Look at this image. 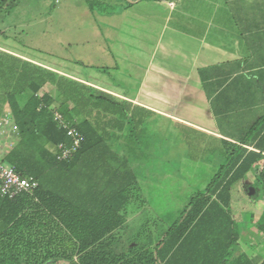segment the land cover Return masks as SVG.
<instances>
[{
  "label": "trees",
  "instance_id": "1",
  "mask_svg": "<svg viewBox=\"0 0 264 264\" xmlns=\"http://www.w3.org/2000/svg\"><path fill=\"white\" fill-rule=\"evenodd\" d=\"M137 1L140 0H84L91 13L105 16L121 12ZM17 4L18 0H0V10L8 12ZM44 84L52 87V94H38ZM25 93L26 99L20 105L17 97ZM55 103L56 110L84 139L68 161L55 158L57 145L69 143L53 120ZM5 111L11 113L18 129L17 140L5 161L22 177L36 180L38 187L32 197H0V264H257L238 250V222L232 217L230 204L232 188L264 160L261 137L251 144L224 141L230 144L227 155L206 187L191 195L179 217L166 229L158 226L159 219L146 220L124 241L118 231L125 229L126 211L140 190L130 159H109L99 164L106 165L107 177L114 174L115 180L109 183L111 187L107 184V188L99 190L102 202L93 208L73 205L69 198H79L78 190H69L67 185L56 189L45 185L44 180L53 172H70L86 152L143 151L140 137L144 129L132 116L129 104L0 52V116ZM77 118H81L78 123ZM100 121L108 127L99 129L96 123ZM258 121L264 122V116ZM115 161L118 166L113 169L110 164ZM256 191L253 186L246 187L249 196ZM49 227L55 230L57 240L66 233L72 237L76 242L74 255L49 250L53 244L48 237ZM257 228L264 233V220ZM133 242L135 245L129 246Z\"/></svg>",
  "mask_w": 264,
  "mask_h": 264
},
{
  "label": "crops",
  "instance_id": "2",
  "mask_svg": "<svg viewBox=\"0 0 264 264\" xmlns=\"http://www.w3.org/2000/svg\"><path fill=\"white\" fill-rule=\"evenodd\" d=\"M247 1L250 0H224L223 5L208 9L207 20L196 16L187 21L175 19L172 25L175 9L169 10L172 11L170 14L150 12L145 15L144 8L136 7L150 1H137L121 12L101 16H122L126 22L134 18L140 20L143 16L147 23L159 22L161 29L153 50H148L145 60L141 59L138 51L144 47V41L135 45L132 41L119 39L118 32H121L125 22L112 21L106 24L108 35L96 25L94 43L84 40L79 44L72 40L60 42L66 51L73 48L78 50L75 55L65 59L71 69H65L62 73L54 65H49V69L126 101L129 108L131 106L143 114V118H137V121L139 126L144 127L141 134L145 138L148 135L145 129L147 122L154 119L160 122L171 121L234 142L216 131L218 115L229 110L235 101L247 105L249 110L264 107V0H259L254 8L247 9L255 11L252 23L248 24L244 22L246 19L240 17L238 22L234 21L233 15L246 11L240 5ZM233 4L236 9L232 8ZM6 14L9 16L13 12L9 10ZM22 16L17 15L8 21L7 16L0 15V52L39 65L35 59L8 44L29 48L34 46L24 41L26 33L34 30V25L28 24ZM50 54L53 58L57 57L52 51ZM84 71H88L87 74L83 75ZM235 80L238 83L228 91ZM223 93L224 96L220 97ZM26 96L27 93L17 97L20 105H23ZM155 126L161 127V124ZM146 152H149L148 145L144 146L143 151L121 149L113 152H86L81 158L144 159L147 157ZM131 165L137 173V165ZM117 166L116 161L110 164L113 169ZM85 174L89 180L91 174ZM114 177V174H108V177L106 175L105 179L102 178L105 188L107 184L112 186L109 183L113 184ZM89 182L85 181L75 189L67 185L69 190L79 191V198H69L79 209L93 208L102 202L99 189L91 187ZM125 226V229L118 231L124 241L133 236L141 225L132 233L126 215ZM47 232L53 240V244L49 245L50 251L75 254L76 242L68 233L59 236L57 240L52 227ZM134 245L135 242L129 244Z\"/></svg>",
  "mask_w": 264,
  "mask_h": 264
},
{
  "label": "rangeland",
  "instance_id": "3",
  "mask_svg": "<svg viewBox=\"0 0 264 264\" xmlns=\"http://www.w3.org/2000/svg\"><path fill=\"white\" fill-rule=\"evenodd\" d=\"M223 1L152 0L149 3L142 2L136 8H144L143 13L145 15L150 12L158 14L168 12L170 14L172 11L169 10L175 9L170 24L172 25L175 23V19L187 21L198 16L207 20L208 9L223 5ZM257 2L259 0L243 2L240 6L246 11L244 13L241 11L243 14L233 15L234 21L238 22L240 17L246 19L244 22L252 23L255 11L247 9L257 6ZM232 8L236 9L237 7L233 4ZM116 9L119 11L120 8L117 7ZM11 10L13 14L9 15L10 17L3 10H0V15L7 16L8 21L15 19L17 15H23L22 17L27 19L28 24L34 25V30L26 33L24 37V41H29L34 46L29 48L9 42L8 44L35 59L39 63L38 66L49 69V65H54L58 68L57 71L61 73L65 69H71L65 59L75 55L78 50L73 48L66 51L63 45L60 46V42L72 40L79 44L84 40L94 43L96 41V25L103 30L105 35H108L106 24L112 21L125 22L121 32H118L119 39L132 41L135 45L144 41V47L138 49L140 51L139 56L143 60L148 57V50H153L161 29L159 22L147 23L143 20L145 19L143 16L140 17V20L129 19L132 23L126 22L122 16L103 18L99 12L91 13L84 0H18V4ZM198 12L199 14H197ZM129 23L131 26H128ZM111 45L113 47V43ZM50 51L54 52L57 57L53 58ZM87 72L84 71L83 75ZM237 83L238 80H235L228 91L232 90ZM52 92L53 89L48 84H44L39 95L52 94ZM222 96L224 93L220 95V97ZM57 103L52 106L57 107ZM247 107L240 101H235L229 110L218 115L216 131L222 136L231 138L234 142L171 121L160 122L152 119L147 122L145 129L148 135L146 138L140 137L144 146L148 145L147 157L129 160L138 167L137 174L140 187L126 211L132 233L146 220L159 219L157 224L163 229L174 222L187 205L191 195L197 191H202L216 173L223 158L228 153L227 148L230 147V144L224 143V141L251 144L258 137H261L263 141L261 147L264 149V122L258 121L264 116V107L252 110ZM129 110L136 121L137 118H143V114L131 106ZM80 120L81 118H77L75 122L78 123ZM158 123L161 124V127L155 126ZM96 125L99 129L108 127L101 121L97 122ZM254 125L256 127L249 133ZM140 128L144 129L143 126ZM107 131L109 132V130ZM121 131L118 133L119 135ZM247 149L252 150L253 148L248 147ZM108 160L104 157L83 159L70 172L61 170L59 173H51L47 180H44V184L52 185L51 187L56 189L70 184L75 189V187L79 188L85 181L90 180L91 187H97L99 190L105 189L104 179L108 167L106 165L99 166V164L102 165V161L106 163ZM263 165L264 160L257 163L252 171L245 176V179L239 181L231 191L230 212L238 222L240 243L238 250L246 253L254 263L262 262L264 257V233L257 228V225L264 220V190L262 189L264 186L261 177ZM86 172L91 174L89 180ZM247 186H253L257 190L253 196L246 193ZM55 264H67V262L59 261Z\"/></svg>",
  "mask_w": 264,
  "mask_h": 264
},
{
  "label": "built area",
  "instance_id": "4",
  "mask_svg": "<svg viewBox=\"0 0 264 264\" xmlns=\"http://www.w3.org/2000/svg\"><path fill=\"white\" fill-rule=\"evenodd\" d=\"M53 120L58 129L69 139L67 145H57L56 160L68 161L81 148L82 134L52 106ZM18 129L9 111L0 116V197L13 200L18 196L32 197L38 182L30 177H22L14 166L5 161V156L17 140Z\"/></svg>",
  "mask_w": 264,
  "mask_h": 264
},
{
  "label": "water",
  "instance_id": "5",
  "mask_svg": "<svg viewBox=\"0 0 264 264\" xmlns=\"http://www.w3.org/2000/svg\"><path fill=\"white\" fill-rule=\"evenodd\" d=\"M263 186H264V169H263Z\"/></svg>",
  "mask_w": 264,
  "mask_h": 264
}]
</instances>
